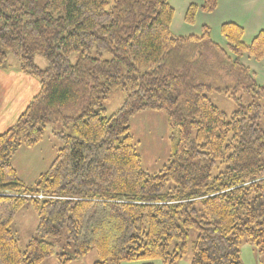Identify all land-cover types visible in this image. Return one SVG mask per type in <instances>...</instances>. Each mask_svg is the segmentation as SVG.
<instances>
[{"label": "trees", "instance_id": "trees-1", "mask_svg": "<svg viewBox=\"0 0 264 264\" xmlns=\"http://www.w3.org/2000/svg\"><path fill=\"white\" fill-rule=\"evenodd\" d=\"M217 6L191 4L185 20ZM174 14L168 0H0V68L41 86L0 135V264H73L91 252L94 264H177L189 252L190 264H244V244L264 254V85L242 63L264 61V30L247 45L244 29L225 23L224 49L207 26L174 36ZM118 90L123 105L108 116L103 103ZM240 91L253 100L244 105ZM212 92L239 109L220 111ZM143 112L166 114L169 127L170 155L154 174L132 135ZM58 124L72 134H56L55 159L27 185L15 155ZM28 203L39 223L21 248L13 225ZM63 230L72 255L49 242Z\"/></svg>", "mask_w": 264, "mask_h": 264}, {"label": "rangeland", "instance_id": "rangeland-1", "mask_svg": "<svg viewBox=\"0 0 264 264\" xmlns=\"http://www.w3.org/2000/svg\"><path fill=\"white\" fill-rule=\"evenodd\" d=\"M171 7L175 10L172 21V34L177 37H200L203 33V27L210 28L212 40L224 49H227L226 40L222 36L220 26L216 17H211V14L199 13L196 15L194 23L188 24L185 20L188 7L191 4L201 5L202 0H168ZM220 21V20H219ZM246 43V41H244ZM252 41L246 43L250 45ZM0 50H4L0 43ZM8 61L15 65L17 59L9 54ZM36 65L44 69L46 67V60L37 56L34 59ZM242 63L248 67L252 73L256 75V80L259 86L264 85V61L256 62L251 58L244 57ZM240 97L243 98V104L247 105L253 100L248 92L240 91ZM212 101L220 111L230 115L239 109L237 102L231 100L228 96L216 92L208 94ZM125 99V93L118 90L110 95L103 103L106 108L108 116L114 114L122 105ZM56 126V127H55ZM132 135L135 142H137L138 152L142 157L143 169L149 174L159 172L166 163L170 155L169 143V127L167 123L166 114L162 112H143L135 115L131 119ZM72 134L71 131H66L61 124L49 125L45 132V139L37 149L28 151L25 147L20 149V153L13 159V163L19 167L20 176L23 181L30 185L36 181L41 173H45L48 167L52 164L57 151L61 148V143L56 134L60 132ZM25 152V153H24ZM33 181V182H32ZM39 220L38 216L33 210L31 203L17 214L14 221L13 232L19 239L21 248H25L30 239L36 236L37 226ZM198 232L192 230L190 233L189 246L196 240ZM49 242L54 243L58 253L73 254V246L68 244L66 239V231L63 230L61 237L58 239H49ZM255 250L247 244H244L241 249V259L244 264H264V254L258 258ZM97 254L91 252L83 260L73 264H94L97 261ZM191 253L189 252L177 264H190ZM45 264H58L55 257L46 261ZM122 264H143L142 262H123ZM155 264H162L160 261Z\"/></svg>", "mask_w": 264, "mask_h": 264}, {"label": "crops", "instance_id": "crops-1", "mask_svg": "<svg viewBox=\"0 0 264 264\" xmlns=\"http://www.w3.org/2000/svg\"><path fill=\"white\" fill-rule=\"evenodd\" d=\"M211 17H216L220 28L225 23L241 26L244 29V41L248 43L264 30V0H218L217 9ZM40 89L36 78L23 74L17 68H0V135L17 123ZM39 146L25 148L32 151ZM19 153L20 149L15 157ZM13 165L21 178L19 167Z\"/></svg>", "mask_w": 264, "mask_h": 264}, {"label": "built area", "instance_id": "built-area-1", "mask_svg": "<svg viewBox=\"0 0 264 264\" xmlns=\"http://www.w3.org/2000/svg\"><path fill=\"white\" fill-rule=\"evenodd\" d=\"M39 199H43V196H39Z\"/></svg>", "mask_w": 264, "mask_h": 264}]
</instances>
